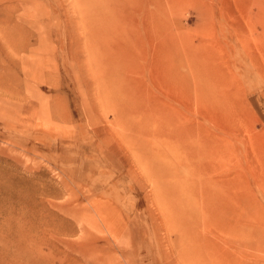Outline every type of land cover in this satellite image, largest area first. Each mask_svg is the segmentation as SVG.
Returning <instances> with one entry per match:
<instances>
[{"label": "rangeland", "instance_id": "1", "mask_svg": "<svg viewBox=\"0 0 264 264\" xmlns=\"http://www.w3.org/2000/svg\"><path fill=\"white\" fill-rule=\"evenodd\" d=\"M135 2L125 18L147 19L150 53L175 49L166 71L139 70L141 107L100 92L75 0H0V248L264 264V0Z\"/></svg>", "mask_w": 264, "mask_h": 264}, {"label": "bare ground", "instance_id": "2", "mask_svg": "<svg viewBox=\"0 0 264 264\" xmlns=\"http://www.w3.org/2000/svg\"><path fill=\"white\" fill-rule=\"evenodd\" d=\"M118 1L119 0H75V5L76 11L78 10L81 14V22L84 23V26L88 29H96V37L90 39V44L88 45L87 60L94 75L97 76L100 81V92L105 94V96H107L108 93L110 99L117 103V105L125 106L131 104L136 107H141L146 104V101L143 100V95L140 91L142 80L139 78L140 76L137 75L139 70L150 66L151 70L154 72L166 71L169 66L165 59L168 57V52L172 54L175 49L173 44L170 45L168 49L166 45L158 43L150 53V47L147 41L150 39L149 29L146 25L147 19L144 18L145 20L143 19V21L139 19L141 24L133 28V26L130 27V25L127 24V18H125L131 14L128 13L132 11V7L138 6L139 4H136V0L131 4L130 2L132 1L130 0V2L128 0L124 2ZM142 1L140 0V2ZM137 2L140 3L138 0ZM120 8L123 9V12L126 13L125 15L127 16H122L124 13H122ZM120 11L121 14H119ZM144 12L146 13V10ZM145 15H148V13ZM148 17L149 16H147V18ZM142 78L144 81L145 78ZM105 91H107V93ZM116 114H118L117 116L120 118L119 115H122L123 112ZM168 124L178 125L177 121H174L172 118L169 119ZM193 154L199 158L197 168H200L202 159L200 149L195 148ZM160 159L161 158L155 159L154 162L160 170H163L161 164H159ZM197 170L199 171V169ZM202 189L201 186L200 195L202 194ZM175 205L177 207L176 214L173 215V213H171V217L168 216L166 224L170 226L171 237H175L174 243L177 244L176 246H179L178 251H183L181 253L177 252V254L180 258L185 259L184 256L188 254L187 252L189 251L187 248L189 249V247L184 245L183 249L180 248L181 244H183L181 242L183 238L181 237L182 232H180V228L176 222V220L178 221V215H182L181 210L184 205L179 200H175ZM174 222L175 226L173 228ZM174 243L173 245H175ZM5 248L6 247L0 248V264L56 263L53 254L52 257L50 256V253H52L51 250L49 253H45L43 249L36 248V250H34L28 247L27 242L17 245L15 251H11L10 247L8 249ZM56 264H65V257L59 258Z\"/></svg>", "mask_w": 264, "mask_h": 264}]
</instances>
